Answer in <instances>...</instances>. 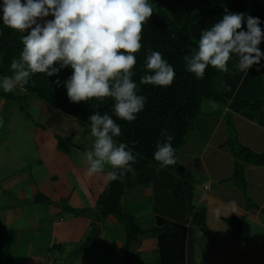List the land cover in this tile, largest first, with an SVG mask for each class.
<instances>
[{
    "label": "crops",
    "instance_id": "1",
    "mask_svg": "<svg viewBox=\"0 0 264 264\" xmlns=\"http://www.w3.org/2000/svg\"><path fill=\"white\" fill-rule=\"evenodd\" d=\"M261 2L262 5L229 0L219 4L220 10L213 13L212 23L227 10L259 17L264 30V0ZM242 27L246 30V25L242 24ZM259 48L264 51V41ZM263 84L264 60L259 66H252L248 73L240 72L236 87L229 95L230 101L234 98L254 99ZM5 102L8 103L0 98V111ZM223 109L231 110L226 105ZM234 114L244 119L242 125L245 128H254L256 133L261 129L264 131V107L255 116L253 112ZM41 126H36L37 131L32 132L40 151L34 171L29 174L21 168L15 175L0 178V264H264V235L248 228L251 221L253 228L261 230L262 226L264 229V219L259 213L264 209V166L250 163H244L243 173L248 179L247 184L255 183L257 187V193L250 200L257 199L259 204L256 206L260 209L252 211L243 204L244 199L230 184L231 171L227 176H216L202 161L193 168L195 171L187 165L194 176L192 211L186 209V200L180 198L181 194L168 199L161 196L158 202L152 182L137 184L126 189L121 197L123 210L133 215L144 231L140 242L132 246V252L125 257V230L114 216L101 220L95 241L84 250L80 249L92 228L97 198L109 181L107 173L111 167L105 165L103 173L88 174L83 153L92 148L94 137L91 131L86 133V129L91 128L83 126L76 132H61V136L72 134L75 144L65 153L57 148L56 136L60 133ZM55 128L60 129L59 126ZM261 131L258 135L264 137ZM7 139H4L5 145L0 142V148L6 147V153L11 151ZM262 143L261 150L264 151ZM225 153L227 155V150ZM0 156L8 157L9 154L0 153ZM37 194L46 196L53 203L36 202ZM63 202L87 211L82 215L66 212L61 205ZM183 212L189 213V217L184 221L185 215L182 220L177 219ZM158 217L164 220L158 222ZM239 218H244L242 229L245 233L235 239L230 221Z\"/></svg>",
    "mask_w": 264,
    "mask_h": 264
},
{
    "label": "clouds",
    "instance_id": "2",
    "mask_svg": "<svg viewBox=\"0 0 264 264\" xmlns=\"http://www.w3.org/2000/svg\"><path fill=\"white\" fill-rule=\"evenodd\" d=\"M153 12L150 0H0V24L23 34L19 59L11 61L10 76L0 77V89L23 91L36 73L57 76L55 83L65 87L71 102L110 97L116 118L136 120L147 98L138 94L132 69L137 63L135 53L142 47L143 25ZM49 16L52 19H45ZM261 23L259 17L225 10L211 27L201 30L197 46L184 55L186 70L203 79L209 66L229 72L228 61L235 58L237 70L248 73L264 60L259 48L264 41ZM144 66L141 84L168 87L173 83L174 67L161 52L152 51ZM65 68L71 73L61 82L59 73ZM224 91H231L230 86L225 84ZM88 119L94 137L92 148L83 153L88 174L103 173L109 165L111 182L134 172L139 153L126 143H117L121 128L113 117L97 111ZM161 137L154 160L161 167L176 164L175 137L166 129L161 130Z\"/></svg>",
    "mask_w": 264,
    "mask_h": 264
},
{
    "label": "trees",
    "instance_id": "3",
    "mask_svg": "<svg viewBox=\"0 0 264 264\" xmlns=\"http://www.w3.org/2000/svg\"><path fill=\"white\" fill-rule=\"evenodd\" d=\"M182 1L150 0L154 12L143 25L142 47L139 52L135 53L137 63L132 69L134 73L132 79L137 82L138 94L147 99L144 110L138 113L136 120L132 122L116 118L112 112L113 102L110 97H105L102 100L92 98L89 101L71 102L67 97L65 87L62 84L57 86L55 83L57 76L47 77L43 73H36L31 76L25 90L18 89L19 94L0 91V98L5 101H16L17 104L23 98L35 97L52 108L72 116L88 128H91L88 119L91 114L97 111L102 115L108 113L121 128V135L115 138L117 143H126L134 153H139L137 161L133 164L135 171L126 173L120 180L108 181L106 187L99 194L92 228L85 242L81 245L82 250L91 245L97 238L100 221L108 216H114L125 230V257L132 252V246L140 242L144 231L138 226L134 216L123 210L121 197L126 189L137 184L152 182L156 195H158V202H160L161 196L168 199L181 194L183 196L180 198L184 197L186 200V209L193 210L191 205L193 173L178 163L177 160L174 165L161 167L159 162L153 158L156 143L163 139L161 130L166 129L169 134L175 137L172 142L175 154L176 150L186 142L192 121L200 113L203 100L218 101L223 106H228L232 111L243 114L255 112V115H258L264 107V86L254 99L234 98L233 101H230L229 95L232 94L240 78V72H235L238 71L236 70L238 61L235 58L228 61L229 72L223 73L209 66L203 79H197L194 74L186 70L184 55L197 46L201 30L211 27L213 24L212 17L216 14L215 11L220 10L219 4L229 0ZM195 1L197 3H194ZM244 1L263 4L261 0ZM186 12L189 13L185 14ZM0 30H2V34H0V77H3L10 76L13 72L10 64L13 59H19L23 48V34L2 24H0ZM152 51L161 52L163 58L174 67V81L168 87L139 82L140 77L146 74L145 60ZM70 73V68L62 69L59 73V80L61 82L66 80ZM225 84L230 86L231 91H224ZM56 139L57 148L62 152L68 153L75 146L72 134L69 136L57 135ZM232 151L235 157H239V160H236V173L232 179H237L243 174L244 163L264 166V156L256 154L248 147L240 146L239 149H232ZM238 151H244L241 155L243 157L237 153ZM247 199L252 201L250 198ZM35 201L53 203L52 200L41 194L35 196ZM61 205L64 211L75 215H82L87 211V209L73 208L65 202ZM251 205L254 204L251 203ZM157 207L159 208V205L156 202V209H158ZM184 215L186 217L183 221L189 217V213L183 212L179 216L175 214L179 220H182ZM163 220V217L157 218L158 222ZM241 220L231 219L230 221L234 226L235 239L240 237ZM157 229L159 230V228Z\"/></svg>",
    "mask_w": 264,
    "mask_h": 264
},
{
    "label": "rangeland",
    "instance_id": "4",
    "mask_svg": "<svg viewBox=\"0 0 264 264\" xmlns=\"http://www.w3.org/2000/svg\"><path fill=\"white\" fill-rule=\"evenodd\" d=\"M45 19H52V17L49 16ZM0 91L3 90L0 89ZM13 93L19 94L18 89ZM7 104L5 102V106L3 105L2 111H0V142L4 143V139L8 138L7 141L11 146L8 147L11 151L6 153L4 151L6 147L0 148L2 155L9 154L8 157L0 156V178L7 177L12 173L15 175V172L17 173L21 168H24L25 173L28 172L29 174L34 171V163H38L40 160V151L37 148L36 136L33 134L37 131L36 126H45L46 129L60 133V136L62 135L61 132L66 133L70 130L76 132V129L86 127L75 118L73 119L72 116L52 108L35 97L23 98L18 104L16 101H8ZM233 112L232 110H224L223 104L218 101L210 99L203 100L200 113L192 121L186 142L176 150L177 162L185 167L189 165L193 170L198 162L205 161L210 173L216 176H227L228 172L231 171L233 177L236 173V160L238 161L239 157L233 155L232 149L237 150L240 146H249L248 148L250 150L264 156V151L261 150L264 137L258 135L262 129L259 133H256L254 128H245L242 125L245 122L244 119H240L234 114L236 112ZM254 114L255 112H253V116H255ZM55 126H59L60 129L56 130ZM87 131L89 132L91 129H86V133H88ZM13 137L17 139L14 140ZM226 150L227 155L225 153ZM237 153L241 156L244 151H238ZM231 156L233 159L230 158ZM192 170L190 171L192 172ZM243 174L237 179H231L230 175V184L234 186L233 189L237 191V195L242 196L241 198L244 199L243 204L246 207H250L252 211L258 210L260 206L258 205L257 207L256 205L257 203L259 204V201L254 199L250 202L247 199L255 196L257 187L255 183L248 185V179ZM251 203L254 205H251ZM259 211L260 218L264 219V209H260ZM243 220L244 218H242L241 222ZM249 224L248 228L250 227L253 233L255 230L256 232H261V236L264 235L262 226L260 230L256 227L253 228L252 224L254 222L249 221ZM244 233L245 230L243 231L241 229L240 234L244 236ZM81 245L79 247L80 249Z\"/></svg>",
    "mask_w": 264,
    "mask_h": 264
}]
</instances>
